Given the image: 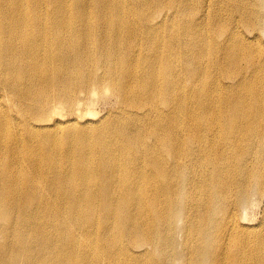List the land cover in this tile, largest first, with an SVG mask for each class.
<instances>
[{
    "label": "bare ground",
    "instance_id": "6f19581e",
    "mask_svg": "<svg viewBox=\"0 0 264 264\" xmlns=\"http://www.w3.org/2000/svg\"><path fill=\"white\" fill-rule=\"evenodd\" d=\"M256 201L264 0H0V264H264Z\"/></svg>",
    "mask_w": 264,
    "mask_h": 264
},
{
    "label": "rangeland",
    "instance_id": "374dc122",
    "mask_svg": "<svg viewBox=\"0 0 264 264\" xmlns=\"http://www.w3.org/2000/svg\"><path fill=\"white\" fill-rule=\"evenodd\" d=\"M100 95L95 99V104L92 106L100 116L118 109L116 100L108 92H102ZM262 211H264V202L256 201L246 213L249 217L253 215L254 219H257L260 218Z\"/></svg>",
    "mask_w": 264,
    "mask_h": 264
}]
</instances>
